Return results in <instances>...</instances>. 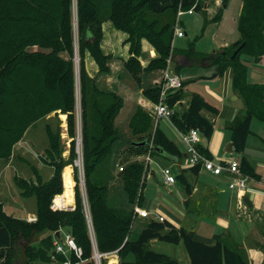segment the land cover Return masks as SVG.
I'll use <instances>...</instances> for the list:
<instances>
[{"label":"trees","instance_id":"16d2710c","mask_svg":"<svg viewBox=\"0 0 264 264\" xmlns=\"http://www.w3.org/2000/svg\"><path fill=\"white\" fill-rule=\"evenodd\" d=\"M197 0H75L77 43L79 52L80 106L82 167L86 185V197L94 233L95 249L99 254L116 252L119 264H181L177 259L148 249L152 241L177 246L182 243L189 258V264H249L230 237L215 236L213 245H206L194 239V233L175 228L167 222L151 220L138 237L131 241L132 210L141 207L144 167L130 162L134 155L148 151L150 155L162 158H182L179 148L170 141L160 128L152 133V120L140 107L136 108L129 121L132 135L138 139L132 143L145 142L143 146L130 143L120 166L119 179L126 200V208L110 205L107 186L101 184L102 164L111 157L114 143L119 140L114 125L123 105L122 98L111 91L100 90L95 78L86 70V52L98 67L97 74L110 72L108 63L112 56L104 54L101 48L102 25L110 22L112 27L127 34L125 44L129 45V58L122 61L125 72L134 81L142 95L153 103L159 100V85L142 87V76L152 71L164 70L168 58L173 57L171 49L174 15L178 9L191 8ZM201 0L195 11H202ZM226 7V1L221 9ZM222 11L216 13L211 22L218 23ZM169 17L162 24L160 17ZM73 0H0V165L5 162L27 127L52 112L67 114L70 129H74V78H73ZM239 39L217 54L209 56L213 73L209 79L231 73L232 89L243 102L245 115L228 125L231 132L233 152L242 154L247 137L251 134L252 120L264 123V84H252L247 80L248 68L240 60L246 56L253 64L264 60V0H242L236 21ZM145 40L157 57L145 68L141 67V41ZM38 48L42 51L31 50ZM236 51L233 59L230 56ZM65 54L67 60L61 55ZM197 54L192 46L186 57L191 60ZM202 60V59H200ZM198 60V62H200ZM186 82H182L184 86ZM182 90L168 92L166 103L174 107L182 98ZM106 100L107 104L101 101ZM201 111L217 114L201 96L193 94L188 106L181 113L175 111L171 121L175 128L186 133L191 129L209 138L212 124ZM148 144L152 146L148 148ZM163 152L160 155L156 152ZM197 151L206 159V152L197 145ZM167 159V158H166ZM202 168L195 165L188 171L193 174ZM240 172L255 179L248 162L239 160ZM103 174V173H102ZM54 178L42 186L19 181L23 196H34L36 200V221L28 223L6 215L0 204V264H33L48 259L53 249L55 233L67 228L77 248L80 249L78 264H94L91 260L93 244L88 235L86 218L80 197L76 198L73 211H52V196L59 189L60 178ZM37 179V178H36ZM99 180V182H98ZM176 180L187 194L190 193L184 173ZM39 181V180H37ZM76 189V188H75ZM77 191V190H76ZM73 203V202H72ZM46 233H52L46 235ZM39 239L36 245V241ZM134 259L129 261V257ZM52 256V255H51ZM109 264H115L110 255ZM21 258L23 260H21ZM74 259V258H73ZM57 262H65L62 255ZM103 260V258H102ZM101 260V263H102Z\"/></svg>","mask_w":264,"mask_h":264},{"label":"rangeland","instance_id":"374dc122","mask_svg":"<svg viewBox=\"0 0 264 264\" xmlns=\"http://www.w3.org/2000/svg\"><path fill=\"white\" fill-rule=\"evenodd\" d=\"M239 1L240 0H230L226 9L223 10L221 9L223 6H217L212 3L211 0H204V2L208 3L209 5L207 12H204L203 10L195 11L192 15L183 13L178 17V25H176L178 14L177 10L176 15H174L173 18V39L171 42V49H174L175 53L186 54L189 53V48L192 46L196 53L203 54L202 57H208L222 51V49L219 51L216 50L225 44L229 45L234 40V38L239 37L235 21L238 18L240 10ZM75 5V0H73L74 18L72 25L74 36V55L72 63L74 78V119L72 121L74 122V129L73 131L70 129V120L68 119L67 114H63L60 111L52 112L49 115L36 120L27 127L21 139L12 146L9 158L0 165V204L2 203L3 205V212L6 215L25 220L28 223H34L36 221V200L34 196H23V191L19 188L18 182L25 181L33 183L34 185L42 186L50 182L54 176H58L60 178L59 181L61 184H59L57 187L59 190L52 196L50 209L52 211H73L76 207V198L80 197L83 205L84 216L86 218V225L87 217H90L86 197V185L83 167L81 166L82 144L79 52L77 43ZM220 11H222L220 21L218 23L211 22L216 13ZM168 18L169 17L162 16L160 17V21L162 24H165L168 21ZM175 26L176 28H181L183 37L177 38L174 36ZM107 28L112 30L113 35L108 33L109 31ZM126 39L127 34L112 28L110 22L104 23L101 48L106 41V44L102 50L104 54H109L112 56L108 66H110V63H112L113 74H110V72L108 74H97L98 67L87 52L85 54L84 61L88 75L90 77H96L95 81L97 87L107 91L116 90L117 88L114 86V81L119 79L122 87L119 89L122 91L120 93H127L126 95H129L132 94L131 92H134V99H136L139 98L138 96H140V93L136 88L134 81L128 78V74L123 71L122 64L120 63L121 58L124 57L123 59L126 60L129 58V45L125 44L124 42ZM31 50L42 51L38 48H33ZM213 51L216 52L212 53ZM172 55H174V53ZM195 56H197V54H195ZM61 57L64 60H67V56L65 54H62ZM113 58H115V60H113ZM191 59H194L195 61L194 57ZM241 60L250 67V58L242 56ZM262 63L264 65V61L260 60L259 64ZM178 64L180 65L187 63L178 62ZM109 69L111 68L109 67ZM195 69L196 66L182 65V67H179V73H192V71ZM206 69L210 68H205L204 72ZM185 85H187L188 91L194 90L193 92H196L195 90H197L200 94H205L207 89H209L211 82L197 81L196 83L190 84L189 81H186ZM128 98L129 97L127 96L125 97L123 108L120 110L115 120V126L118 130L119 140L113 145L111 157L105 160V162L102 164L103 167H101V170L99 169V171H101L100 178L102 180L100 183L107 186L110 205L119 209L126 208V200L122 192L121 181L118 177V169L120 166H124L122 161L124 160V157L126 158L127 156L126 150L130 146V143L135 141L128 128V123L133 112V108ZM101 102L107 104L106 100ZM150 117L151 119H154L153 116L150 115ZM169 137L175 141L173 136ZM135 158L136 156L132 155L128 160L130 162H136ZM150 168L155 171L156 179L160 181L161 175L159 173V167L152 163L150 164ZM150 183L152 182L150 181ZM160 185L161 182L159 186ZM65 187L70 192L69 197L73 202L71 207L73 209L69 210L68 207L66 209L54 210L52 206L55 204L56 197L63 195L66 190ZM143 193L145 196H150L151 198L154 196L159 202H166V199L171 198L178 207L182 206V202L179 200L178 196L175 193L173 196H170L168 190L162 185L159 187V191L155 193L154 189L151 190L150 185L146 183ZM55 207H57L56 204ZM151 211L155 212V207H153ZM28 213L32 214V217H30V215L28 216ZM150 218H138L132 222V226L128 235L131 241H134L138 237L140 231L145 228V226L150 221ZM91 227L92 224L90 228L87 225L89 236L90 230L92 229ZM57 232H59L60 235H63L69 233V230L63 227ZM46 235L52 236V233H46ZM234 240L235 243L241 244L236 245V247L240 249L239 251L249 264H264V228L262 230L260 229L259 231L255 230L253 233H251L245 241V246L242 244L240 237L235 236ZM38 241L39 239L36 241V245ZM147 248L155 253L164 254L175 259L177 258L178 248L175 245L157 242L152 246L150 243ZM253 250L258 251L260 256L256 258L255 255H258L259 253L256 254L257 252L254 253L252 252ZM51 255L52 249L48 252L47 261H36L33 264H62L55 260L56 257L52 259ZM110 255L115 256V264H119V257L116 255V253L103 256V260L101 258L102 263L100 260V264H109L111 260L109 259L111 258ZM78 259L79 256L74 252L68 253L65 256V261H67L69 264H78ZM133 259L134 257L130 255L129 261ZM21 260L23 259L21 258ZM91 260L94 262V264L98 263L97 260L93 259V253Z\"/></svg>","mask_w":264,"mask_h":264},{"label":"crops","instance_id":"0c3cea01","mask_svg":"<svg viewBox=\"0 0 264 264\" xmlns=\"http://www.w3.org/2000/svg\"><path fill=\"white\" fill-rule=\"evenodd\" d=\"M225 1L227 7L230 0ZM239 5V9H241L242 0L239 1ZM226 7L224 9H226ZM208 9L209 5L208 3H205L203 11L207 12ZM235 21H237V19ZM102 29L104 31V23L102 25ZM107 29L109 31L108 33L113 35L112 30L109 28ZM238 39L239 37L234 38V40L229 45L225 44L216 51L230 46ZM105 44L106 41L102 45V48L105 46ZM216 51H213L212 53H215ZM186 54L174 53L172 62H170L171 64L169 63L170 71L177 74L181 78L182 82L189 81V83L191 84L196 83L197 81H208L211 82V85L209 86V89H207L205 94H200L197 90H195L196 92H193L194 90L188 91L187 85L182 86V98L180 102L174 106V110L178 113H181L183 110H185L188 106L190 97L193 94L201 96L209 105L216 108L218 112L215 115L208 111H201V115L212 124L213 131L208 139L200 134L199 145L206 152L208 159L214 161V163L216 164H222L230 158L236 159L238 161L241 158H244L252 168L255 179L259 178V180L249 179L247 181L246 189L240 192L236 189H229V184L235 178L231 174L222 173L221 175H213L209 172L204 171L202 168H199V172L196 175L192 172H189L188 170L192 167L188 166L184 147L179 140V134L181 132H179L175 128L172 121H156L155 119H151L152 133L155 132L156 128H160L166 135V137L179 148L182 153V158L177 161H173L159 156L152 157L150 155V151L136 156L135 161L141 163L144 167V185L142 190L140 191L142 196L141 207L150 213V217H153H148L150 218V221H157L156 217H162L165 222L170 223L175 228H183L186 231L193 232L194 239L197 242L206 245H213L214 237L219 235L230 237L235 242L234 238L235 236H238L242 240V244L245 246V241L251 233H253L255 230L259 231L260 229L262 230L264 228V123L256 119L252 120L250 126L251 134L246 139L243 153H229L228 145L232 144V141L231 132L227 127L235 119H241L245 115V108L242 100L233 92L231 73L229 70H227L222 76L209 79V77L213 73V68L208 62L209 56L202 57L203 54L197 53V56H194V61V59L189 60L186 57ZM156 57L157 55L154 49L145 40H142L141 56L138 58L141 67L145 68L148 63ZM123 58L120 59L121 64L122 61L126 60ZM113 60H115V58H113ZM198 60H200V62H198ZM178 62H186L187 64L179 65ZM249 62L251 64L250 67L245 64L248 68V82L252 84H264L263 63L253 64L252 60H249ZM109 65V67L111 68L110 74H113L112 63H110ZM182 65L196 66V69L192 71V73L181 74L179 73V67H182ZM207 67L210 69H206L204 72V69ZM123 71L125 72L124 69ZM162 71L163 70H157L152 71L148 74H144L142 76V87L144 88L151 85H159L161 82ZM128 78H130V76ZM114 86L117 89L110 91L115 92L122 98L123 105L125 97H129L128 100L133 108L132 115L138 107H140L148 115L150 114V106L154 103L142 95V89H139L136 86L140 93V96H138L139 98L134 99V92H131L132 94L129 95H126L127 93H120L122 91L119 89H121L122 87L119 79H116L114 81ZM132 136L134 137L135 141H137L138 138L134 135ZM169 136H173L175 138V141L172 140ZM152 163L159 167L158 169L160 175L163 168H170L172 174L175 177L183 172L185 180L189 185L190 193L187 194L184 186L177 180L173 185H165L163 183V178L161 175L160 181H158L156 179L155 171L150 168V164ZM119 175L120 173L118 174V177ZM150 181L152 183H150ZM160 182L161 185L168 190L170 196H173L174 193L178 196L179 200L182 202L181 207H178L171 198L166 199V202H159L158 199H155L154 196L153 198H151L150 196L144 195L143 192L146 183H148L151 190L154 189L156 193L159 191V187L161 186H159ZM69 193L70 192L66 188L62 196L56 197L55 203L57 204V207L72 206V201L69 197ZM246 199L247 201H245ZM153 207H155V212L151 211ZM27 215H30V217H32V214L30 213H28ZM137 219L138 218H136V220ZM156 243L157 241H154L151 246ZM177 248L178 254L176 259L181 264H189V258L187 256V253L185 252L183 244L179 243L177 245ZM252 252H257L256 254L259 253L256 250H253ZM255 256L257 258L258 256H260V253Z\"/></svg>","mask_w":264,"mask_h":264},{"label":"built area","instance_id":"2783aa9c","mask_svg":"<svg viewBox=\"0 0 264 264\" xmlns=\"http://www.w3.org/2000/svg\"><path fill=\"white\" fill-rule=\"evenodd\" d=\"M200 1L201 0H197L196 3L186 11L178 9L176 25H178V17L183 13L192 15L195 12V8ZM211 1L215 5L221 7L225 0H211ZM204 5H205V2H204ZM174 36L177 38L183 37V32L181 28H176L175 26ZM171 60H172V57L170 56L167 60V65L165 69L162 71L161 82L159 84L161 88V91L159 94V100L157 103L151 105L149 109L150 114L153 116V118L156 121L165 120V121L171 122V118L175 115V110H174V107H170L166 103V95L168 92H175L182 88L181 78L177 74L171 72L169 69V63L171 62ZM199 137H200L199 131L194 130V129H191L186 133L179 134V140L184 147L186 161L188 163V166L194 167L195 165L200 164L204 171L209 172L213 175H221L222 173L231 174L235 178L229 184V189L230 190L236 189L240 192L244 191L247 187V181L250 178L240 172L239 161L236 159L230 158L229 160H227L226 162L222 164H216L214 163V161L206 159L197 151V145L199 144ZM118 170L122 171V168H119ZM161 175L163 178V183L165 185L175 184L176 177L172 174L170 168H163L161 171ZM68 207H69V210L73 209L71 208L72 206H67L65 208L55 207V204L52 206L54 210L66 209ZM148 217H150V213L147 210L143 209L142 207H138V206L133 207V210H132L133 220H135L136 218H148ZM156 220L160 223L164 222V219L162 217H156ZM87 225L90 228L91 220L89 216L87 217ZM90 238L93 244V259L98 261L97 264H100L101 258L105 255L99 254L96 251L94 233L92 229L90 230ZM71 252L76 253V255L78 256H80L81 254L80 249L77 248V246L74 243L73 238L71 237L69 233L60 235L58 238L55 237L53 241V249H52V256H51L52 259H54V257L58 255H62L63 257H65L66 254L71 253ZM62 264H69V263L65 261Z\"/></svg>","mask_w":264,"mask_h":264},{"label":"water","instance_id":"95a60500","mask_svg":"<svg viewBox=\"0 0 264 264\" xmlns=\"http://www.w3.org/2000/svg\"><path fill=\"white\" fill-rule=\"evenodd\" d=\"M235 55H236V51L235 52H233L232 53V55L230 56V59H233L234 57H235ZM173 58V57H172ZM132 145H136V146H143V145H145V142H141V143H132ZM148 146V148H151L152 149V146L150 145V144H148L147 145ZM156 152H158L160 155H163V152L161 151V150H159V149H156ZM228 152L229 153H232L233 151H232V144H229L228 145ZM186 156V155H185ZM167 159H170V160H173V161H177V159H175V158H173V157H166ZM245 201H247V199L245 200ZM55 237H59V233L58 232H56L55 233ZM154 243V241H152L151 242V244H153Z\"/></svg>","mask_w":264,"mask_h":264},{"label":"bare ground","instance_id":"6f19581e","mask_svg":"<svg viewBox=\"0 0 264 264\" xmlns=\"http://www.w3.org/2000/svg\"><path fill=\"white\" fill-rule=\"evenodd\" d=\"M56 204V203H55ZM57 205V204H56Z\"/></svg>","mask_w":264,"mask_h":264}]
</instances>
